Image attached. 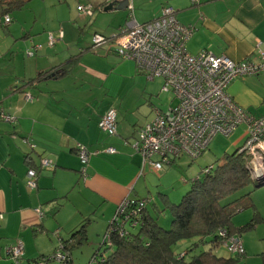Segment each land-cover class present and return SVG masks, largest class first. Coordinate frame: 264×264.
<instances>
[{"label": "crops", "instance_id": "0c3cea01", "mask_svg": "<svg viewBox=\"0 0 264 264\" xmlns=\"http://www.w3.org/2000/svg\"><path fill=\"white\" fill-rule=\"evenodd\" d=\"M196 1L171 0L178 23L192 28L186 43L190 53L208 50L234 62H256L258 50H264V0ZM46 37L22 43L20 50L0 58V112L15 119L0 120V264H14L6 251L16 242L23 246L18 264H33L88 220L87 243L71 253L73 264L82 263L80 256L91 257L118 205L146 198L145 185L156 174L147 167L140 175L142 160L131 142L154 115L128 116L112 96L118 76L138 74L134 63L109 51H85L89 44L76 53L64 37L50 47ZM53 71L62 73L46 78ZM226 92L246 112L264 115V73L238 77ZM109 109L117 113L115 136L98 127ZM79 145L98 152L90 156L85 178L76 155ZM107 147L116 153L101 152ZM44 159L52 166L40 167ZM33 166L39 171L31 190L26 177ZM243 247L246 255L248 247Z\"/></svg>", "mask_w": 264, "mask_h": 264}, {"label": "built area", "instance_id": "2783aa9c", "mask_svg": "<svg viewBox=\"0 0 264 264\" xmlns=\"http://www.w3.org/2000/svg\"><path fill=\"white\" fill-rule=\"evenodd\" d=\"M127 1L129 16L118 34L110 38L94 34L91 48L111 45L119 57L133 61L147 79H161V92L171 93L176 100V105L165 113L155 110L154 119L137 134L133 149L142 159L140 175L147 167L159 172L174 158L186 156L195 159L206 151L213 138L218 135L229 137L244 126L246 137L239 152L250 157L251 176L264 178V115L256 117L246 112L226 92L234 79L264 73V50H258L256 62H234L208 50L192 55L185 47L192 28L178 23L172 7L164 6L155 19L138 23L132 15V0ZM77 11L84 17L93 15L90 5L78 6ZM2 22L7 27L11 20L5 15ZM46 39L47 45L52 47L62 39V33H48ZM25 99L32 101L30 95ZM0 120L6 123L15 121L3 112H0ZM98 127L111 136L116 134L114 110L101 117ZM76 151L81 163H87L90 154L86 148L79 145ZM106 152L113 154L115 149L108 148ZM154 157L158 160L153 161ZM50 165L48 160L41 161L42 167ZM36 178L33 170L27 171L26 186L29 189L36 188ZM129 203L125 199L118 205L115 220L119 224L122 223L120 216ZM55 234L58 235L57 232ZM224 246L233 255L242 256L244 253L242 242L237 238H228ZM22 251V243L16 242L6 254L16 263ZM55 259L63 260L64 256L57 254Z\"/></svg>", "mask_w": 264, "mask_h": 264}, {"label": "rangeland", "instance_id": "374dc122", "mask_svg": "<svg viewBox=\"0 0 264 264\" xmlns=\"http://www.w3.org/2000/svg\"><path fill=\"white\" fill-rule=\"evenodd\" d=\"M105 0H0V58L13 54L21 49L22 43H31L47 33H62L61 43L69 40V47H73L76 53L92 45V36L96 34L110 38L118 34L119 28L127 20L126 10L103 11ZM134 17L138 23H145L153 19L159 13L163 4L171 5V0H133ZM92 6L94 9L91 17H84L77 11L78 6ZM173 7V6H172ZM159 9V10H158ZM3 15H7L11 23L5 27L2 22ZM89 44V45H88ZM114 50L111 45L97 48V51L108 53V49ZM186 50L191 52L188 44ZM22 52H25L22 49ZM192 53V52H191ZM190 53V54H191ZM162 82L155 78L147 81L143 75L118 76L112 86V96L122 104V111L129 112L128 116L143 117L147 119L152 116L155 109L165 113L169 107L176 105V100L170 93L161 92ZM246 137L245 127L241 126L229 137H216L209 144V148L200 157L190 161L187 157H180L175 164L164 167L154 176L149 177L146 189V198L150 199L147 205L150 216L164 230L170 229L171 217L164 208L163 199H168L173 204L181 202L183 196L190 189L191 181L203 179V170L211 166H218L224 162L225 155H231L238 149L237 144H243ZM136 135L131 140L135 142ZM241 137L238 141L237 139ZM237 138V139H236ZM236 142V143H235ZM236 144V145H235ZM240 146V145H239ZM154 160H158L154 157ZM149 192V193H148ZM248 195L237 202L241 212H236L232 217L233 224H245L254 219V227L241 234L243 246L247 248V254L240 257L235 264H262L264 258V217L257 219L255 212L264 215V187L253 188L248 185L241 190L231 194L227 201L239 200L243 195ZM152 198V199H151ZM252 201L255 209L249 208ZM154 204L160 207L155 210ZM238 216V217H237ZM236 217V219H235ZM235 219V222H234ZM262 219V220H261ZM239 225V226H241ZM136 233L137 230H129ZM205 243L210 239H205ZM196 239L183 240L175 246V250L183 253L191 248ZM211 245L204 244L195 248L194 254L207 250ZM80 255V252H76ZM82 253V252H81ZM217 256L225 258L234 257L226 248L220 246L214 249ZM82 253L80 264H88L90 254ZM85 257L86 259L85 261ZM235 258V257H234ZM79 264V263H75Z\"/></svg>", "mask_w": 264, "mask_h": 264}, {"label": "trees", "instance_id": "16d2710c", "mask_svg": "<svg viewBox=\"0 0 264 264\" xmlns=\"http://www.w3.org/2000/svg\"><path fill=\"white\" fill-rule=\"evenodd\" d=\"M114 1L117 0H105L103 7L108 3ZM164 6L172 7L167 4L162 5L159 10V13L153 19L160 15L161 9ZM126 12L128 18L129 12L127 10ZM132 15L134 16V4ZM90 50L93 49L90 47L87 48L85 51ZM32 51L35 52L34 48L32 49ZM108 51L116 54L115 49H108ZM119 58L122 61L134 63L131 60L122 59L121 57ZM134 65L136 67L137 73L143 75L147 81L154 80L147 79L145 73L141 71L135 63ZM61 73L62 72L59 73L58 71H53L46 75V78L54 79L58 77ZM159 80L161 81V79ZM114 112L116 116L117 134V113L116 110H114ZM153 115L154 119L155 112H153ZM144 126L140 129L144 128ZM139 130L137 131V134ZM107 135L111 136L109 134ZM136 139L137 136L134 140ZM108 148L113 147H107L101 152L112 155L106 152ZM240 148L236 149V151L233 152V154L231 155H225L224 162L221 165H218L216 167L211 166L203 170L201 172L204 175L203 179L201 180L197 178L190 182V189L183 196L180 203L173 204L164 197V199L162 200L164 203V208L161 211L166 210L170 214L171 224L169 230L162 229L150 216L147 209V205L148 203H150L149 198L128 199L130 203L120 216V220L122 222L121 224H119L118 221L115 220V216H117L118 212L117 207L113 218L108 223V227L102 237V240L100 241L98 246L92 251V255L89 258L88 264H235L240 257H244L245 250L243 256L234 255L235 258H225L222 256H217L214 253V249L220 246V244L224 246V242L228 238H237L242 242L241 234L252 229L255 223L253 219L250 222H247L241 226H235L233 224L232 217L235 215L236 212H241V208H238L237 202H239L242 198L248 195L245 194L240 197L239 200L237 199L232 202L227 201V198L231 194L241 190L242 188L248 185H252L253 188L264 187V178L254 179L251 176V171L249 168L250 157L245 152H239ZM207 150L208 148L206 149V151ZM88 153L90 154V158L92 154H97L98 152L90 153L88 151ZM201 155H199L198 157H200ZM89 158L87 163H81L78 157L79 162L82 166V169L80 170L81 178L86 177L85 168L89 163ZM179 158L172 159L168 163V165L164 167L173 166L175 164V160ZM197 158L188 159L190 161H194ZM152 160L154 161V158ZM51 166L52 163L50 166L47 167ZM40 167H42L41 163ZM37 168L38 167L33 166V168L30 169L35 172L36 177L39 171V168L38 170ZM163 168L161 169V171L163 170ZM144 172L145 170L141 172V175H143ZM159 172L155 173L157 174ZM154 205L155 210L160 209V207H158L156 204ZM248 207L255 209L254 204H252V201L248 204ZM255 217L257 219L261 218L258 212H255ZM87 225L88 220L82 222L78 228L74 229L70 233V238L67 241L61 240L59 242V245L57 246L55 251H53V253L49 255L39 256L33 264H73L71 259V253L83 247V245L87 243ZM128 229L137 230V232L132 233V231H128ZM207 238L210 239V241L205 243V239ZM189 239H196V241L191 245V248L187 249L183 253H180L174 249L179 242ZM208 243L211 246L207 250L201 251L198 254H194V250L196 247ZM57 254L64 256V259L56 260L55 256ZM22 256L16 261V263H13L18 264L19 261L22 259ZM262 264H264V258H262Z\"/></svg>", "mask_w": 264, "mask_h": 264}, {"label": "water", "instance_id": "95a60500", "mask_svg": "<svg viewBox=\"0 0 264 264\" xmlns=\"http://www.w3.org/2000/svg\"><path fill=\"white\" fill-rule=\"evenodd\" d=\"M127 0H118L114 2H110L103 7L104 12H109L112 10H126Z\"/></svg>", "mask_w": 264, "mask_h": 264}, {"label": "clouds", "instance_id": "9594fccd", "mask_svg": "<svg viewBox=\"0 0 264 264\" xmlns=\"http://www.w3.org/2000/svg\"><path fill=\"white\" fill-rule=\"evenodd\" d=\"M244 249V248H243ZM243 256V255H242Z\"/></svg>", "mask_w": 264, "mask_h": 264}]
</instances>
